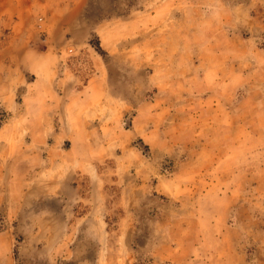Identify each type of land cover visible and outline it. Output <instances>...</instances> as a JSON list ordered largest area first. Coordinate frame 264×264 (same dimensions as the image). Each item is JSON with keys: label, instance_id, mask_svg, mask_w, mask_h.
Here are the masks:
<instances>
[{"label": "rangeland", "instance_id": "obj_1", "mask_svg": "<svg viewBox=\"0 0 264 264\" xmlns=\"http://www.w3.org/2000/svg\"><path fill=\"white\" fill-rule=\"evenodd\" d=\"M0 264H264V0H0Z\"/></svg>", "mask_w": 264, "mask_h": 264}, {"label": "trees", "instance_id": "obj_2", "mask_svg": "<svg viewBox=\"0 0 264 264\" xmlns=\"http://www.w3.org/2000/svg\"><path fill=\"white\" fill-rule=\"evenodd\" d=\"M95 48L99 51L100 49H99V45L97 44L96 46H95Z\"/></svg>", "mask_w": 264, "mask_h": 264}]
</instances>
